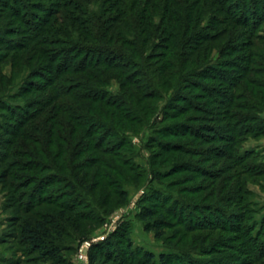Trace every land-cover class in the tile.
<instances>
[{
	"label": "trees",
	"instance_id": "obj_1",
	"mask_svg": "<svg viewBox=\"0 0 264 264\" xmlns=\"http://www.w3.org/2000/svg\"><path fill=\"white\" fill-rule=\"evenodd\" d=\"M84 1L60 0L46 18L29 24L28 28L44 27L41 32L49 40L42 44L58 48L49 55L42 69L45 73H39L42 83L34 87L42 96L40 102L32 111L25 109L26 115L16 121L6 142L13 150L8 157L15 161L0 171V188L17 199L7 207L14 212L9 220L17 232L3 233L0 244L12 234L10 238L19 242L25 255L69 264L62 256L72 251L66 242L87 238L114 208L125 203L123 184L134 175L123 152L129 144L126 133L154 114L153 102L164 97L169 106L164 120L171 121L156 132L160 139L150 140L157 148L155 162L161 158L160 166L170 165L161 177L188 172L209 183L190 190L202 205L171 199L180 214L168 208L149 223V230L158 232L168 226L165 218L178 216L189 232L217 229L238 234L239 227L232 224L244 220L245 205L241 175L236 171L249 156L232 154L243 135L264 134L260 116L264 68L257 64V60L264 63V54L259 53L264 45L258 44L264 37L255 33L264 19V0L257 6L256 0H112L114 12L105 9L89 15L82 10ZM69 5L86 19L70 15ZM219 13L223 19L217 17ZM208 14L213 15L212 22L205 25ZM216 24L225 28L216 30ZM35 44H21L14 51V63L22 56L18 50L29 52L26 61L41 58L45 49ZM214 50L224 59L214 61ZM112 80L117 82L116 93L108 90ZM185 140L200 147H187ZM175 154L198 160L210 155L214 169L192 161L177 162ZM224 158L236 162L217 169ZM59 184L64 194L47 192ZM207 201L230 203L243 213L233 214L232 223L225 225L217 204L218 220L205 218L212 208ZM158 213L148 207L144 215ZM125 233L121 227L92 245L89 263L154 264L155 254L137 253L131 241L122 240ZM112 240L125 242V249L112 247ZM135 255H140L138 261ZM10 258L1 257L0 264H11ZM157 259L156 264H180L172 254Z\"/></svg>",
	"mask_w": 264,
	"mask_h": 264
},
{
	"label": "rangeland",
	"instance_id": "obj_2",
	"mask_svg": "<svg viewBox=\"0 0 264 264\" xmlns=\"http://www.w3.org/2000/svg\"><path fill=\"white\" fill-rule=\"evenodd\" d=\"M110 1L112 0H108L107 3L106 0H85V7L82 10L86 11L88 15L98 14L105 9L114 12L115 7L110 6ZM58 2L60 0H0V158H4L3 163L0 164V171L7 167L6 165L9 162L15 161L13 158L8 157V154L13 150L6 147V142L10 139L16 121L23 119L26 115L25 109H31L32 111L36 107L35 103L37 101L40 102L42 96L34 90V87L42 83V76H39V73H45L42 69L48 64L49 55L58 48L42 44L43 40H49V36L41 32L44 27L41 28V26L36 24L28 28L29 24L33 21L41 20V18H46L48 16L47 13L49 14L50 9L56 7L55 5ZM256 2H258L256 6L259 5V0H256ZM261 9H264L263 6ZM59 11L62 12L64 9L59 7ZM68 12L70 15L80 17L83 20L86 19V15L81 14L80 16L78 12L74 11L73 6L69 5ZM16 14L17 16H15ZM212 14H208L206 17L205 25L212 22ZM217 17L223 19L224 16L219 13ZM85 26L83 24V27ZM216 27V30H220L225 28V24H216ZM239 33L241 34V32ZM255 33L264 37V19L258 24ZM244 37L245 35L242 36V39ZM38 39L41 42L35 44ZM21 44H27L28 47L35 44L37 49L44 48L45 50L41 58L33 61H26V57L29 55L28 51L18 50L16 52L17 55L22 56L14 63V51H17L16 49ZM258 44L262 46L264 42ZM259 53L264 54V49L259 47ZM218 55L216 50H214V61L219 60V58L224 59V57H219ZM257 64L264 68L263 62L257 60ZM108 90L112 93L117 92L116 80L111 81ZM167 98L164 97L153 102L155 106L154 114L150 115L146 121L144 120L142 125H136L132 132L126 133L129 144L124 148L123 152L127 153L129 164L134 168L133 178L128 183L123 184V189L127 192V199L124 204L114 208L101 225L91 230L87 238L75 242H66V244L68 243L71 246L72 251L63 252L62 256L68 260L69 264H79L77 250L81 243L102 235L108 238L121 227L126 232V238L122 240L125 242L127 239L131 241L132 249L139 254L143 251L155 254L154 264L158 263L157 258L161 254L177 256L180 264H212V262H222L223 264H264V134L243 135L239 138V141L237 140V147H233L232 156L237 153L249 156L247 162H241L239 170L236 171V173L241 175V183L243 184L241 191L242 204L245 205L243 210L245 212L244 220L235 221L232 224L236 225L235 227H239L238 234L217 229L193 230L189 232V229L179 222L178 216L176 219L165 218L168 226L158 228V232L155 229L149 230V223H152L159 215L164 214L168 208L176 210L177 215L180 214V209H175L174 206H171V199H177L181 203H189L190 205L195 203L202 205L201 199L191 194L190 190L199 185L204 186L209 183L208 180L188 172L171 175L167 178L161 177L169 170L170 165L160 166L161 158L155 162L157 148L150 145V140L152 138L160 139L161 135L156 132L165 128L167 123L171 121L164 120V111L169 107L167 106ZM17 111L21 114L17 113ZM260 114L261 117H264V109L261 110ZM185 141L183 143L187 147H200L191 140ZM217 145L218 147L223 146V143H217ZM201 147L207 149L208 146L202 145ZM209 157L210 155H204L198 160V158L175 154L174 158L177 162L192 161L214 169L211 161L208 160ZM19 161V164L24 162L22 160ZM235 162L225 158L220 159L217 169L224 166L227 167ZM61 187H64L63 184L51 187L47 189V192L54 196H60L65 191L64 188L60 189ZM90 196L87 194V197ZM8 203L16 204L17 199L11 194L6 195V189L0 188V236L2 237H5L4 235L6 234L3 233L6 231L10 233L17 232V228L11 229V221L9 219L14 212L11 209H7L9 207ZM206 203L211 204L212 208L206 211L209 216L205 218H210L213 221L218 220L214 211V209H217L215 207L217 204L225 215V225H227V221L230 224L232 223L230 217L233 214L241 215L243 213L239 206L235 208L230 203L224 204L215 201H207ZM148 207L157 209L159 213L154 217H146L144 213ZM184 213H188V211L184 209ZM14 215L16 216V214ZM114 220L115 229L108 233L106 225H109ZM199 223H196V225L198 226ZM244 233L246 236L242 238L241 236ZM10 236L12 234H9L8 238L2 240L0 244V258L3 256L8 257L9 255L11 264L52 263V261L46 259L40 260L35 255H25L19 242L12 240ZM112 241H114L112 247L118 248L122 246L120 249H125V242L121 244L117 240ZM117 257L119 259L120 256H115V258ZM139 257L140 255H135L133 257L134 261H138ZM104 264L113 263L107 262Z\"/></svg>",
	"mask_w": 264,
	"mask_h": 264
},
{
	"label": "built area",
	"instance_id": "obj_3",
	"mask_svg": "<svg viewBox=\"0 0 264 264\" xmlns=\"http://www.w3.org/2000/svg\"><path fill=\"white\" fill-rule=\"evenodd\" d=\"M114 222L115 220L112 221L109 225L108 224L106 225L108 233H111L115 229ZM106 238H107L106 236L102 235V236H97L95 238H92L90 240H87L81 243L77 250V259L79 261V264H89L88 262L89 249L91 248L92 245L102 242Z\"/></svg>",
	"mask_w": 264,
	"mask_h": 264
},
{
	"label": "crops",
	"instance_id": "obj_4",
	"mask_svg": "<svg viewBox=\"0 0 264 264\" xmlns=\"http://www.w3.org/2000/svg\"><path fill=\"white\" fill-rule=\"evenodd\" d=\"M10 256L8 255V257L7 258H9Z\"/></svg>",
	"mask_w": 264,
	"mask_h": 264
}]
</instances>
